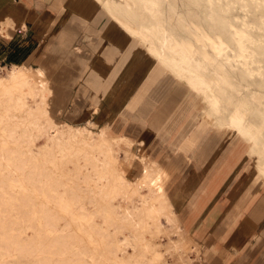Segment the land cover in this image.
I'll return each instance as SVG.
<instances>
[{"label": "rangeland", "instance_id": "rangeland-1", "mask_svg": "<svg viewBox=\"0 0 264 264\" xmlns=\"http://www.w3.org/2000/svg\"><path fill=\"white\" fill-rule=\"evenodd\" d=\"M70 1L71 8L80 12L79 19L82 16V21H87L73 41L62 43L56 37L49 46L45 40L28 42L25 40L29 38L28 35L23 39V50L13 52V56H19L32 46L42 49L40 56L27 63L35 69L43 68L48 78V85L38 84L39 93L44 96L31 98L32 107L48 108L51 116L60 123L84 121L90 116L92 98L81 78L90 68L88 83L91 80L100 83L105 76L100 89L101 100L104 102L100 104L95 120L99 126H107V122H117L119 109L144 80L147 103L158 105L149 115V125L141 126L135 122L132 129L137 137H144L147 147L156 138L150 128L151 123L154 124L155 119L160 118V126L163 127L176 111L180 100H190L192 108L196 110L195 114L206 107L198 94L144 51L99 6L97 0ZM41 3V7L46 5L45 0ZM0 37V64L3 67L0 72L6 76L8 69H14L16 64H12L13 61L7 56L3 57L1 52L11 46L14 40L11 38L8 42H2L3 38H9L1 33ZM35 75L31 74L26 79L33 83ZM172 86H178L182 92L180 97L167 94ZM136 93L139 95L138 89ZM131 99L134 100L135 96ZM137 108V111L140 110V107ZM18 114L10 125L20 134L18 141L24 145L27 139L22 135L34 127L30 125L31 118L27 112ZM204 119H198L205 123H202L193 137L195 145L191 147V157L183 152L170 174L186 173L191 181L194 180L193 189L199 196L197 209H191L188 198L184 197L180 202V210L183 218L191 222V230L196 239L189 241V237L177 226H171L166 220L161 221L151 209L152 203L155 207L159 206V201L151 197L157 193V186L151 185L148 193L147 189L139 187L141 179H132L130 185L117 186L115 201H109L99 190L111 178L92 155L76 151L75 147L70 149L73 153L64 151L61 154L59 149L52 153L49 148H37L33 143L30 144L32 153L26 152L22 156L26 168L22 181H17V173L9 172L8 165L5 164L1 170L0 264H119L117 256H121L120 264H189L192 257L195 264H264V184L257 182L258 171L252 167L251 162L244 160L243 141L233 132L212 127L208 119ZM189 121L192 123L194 120L188 118L187 128L191 124ZM63 130L67 142L70 130L67 126ZM41 135L37 132L36 137ZM0 141L3 142L1 138ZM123 153L121 151L108 159L113 164L118 163L133 177H138L143 169L139 156L135 154L127 158ZM243 161L246 162L244 165ZM39 176L43 181L50 180L52 183L49 187L51 190L45 189V197L37 195L32 189L37 187L43 193ZM249 180L256 190L241 204L237 198ZM40 197H47V201L40 202ZM61 197L63 201L60 202ZM80 204L84 208H80ZM65 205L69 207L67 210L64 209ZM234 217L236 224L221 234L224 223ZM247 222L255 229V234L241 248H237L229 243L231 233L239 230L240 224L242 227ZM122 235L129 237V243L122 241ZM159 243L168 251L166 253L161 249L156 256L155 248ZM118 249L122 251L121 254L116 252Z\"/></svg>", "mask_w": 264, "mask_h": 264}, {"label": "bare ground", "instance_id": "bare-ground-1", "mask_svg": "<svg viewBox=\"0 0 264 264\" xmlns=\"http://www.w3.org/2000/svg\"><path fill=\"white\" fill-rule=\"evenodd\" d=\"M97 2L153 59L168 68L175 78L185 83L204 100L206 107L199 109L197 119L207 118L212 127L233 132L243 141L244 160L251 162L252 167L258 171L257 182L260 185L264 184V0H97ZM2 69L0 64V70ZM31 74H36L33 83L26 79ZM39 83L48 85V78L41 67L35 69L33 66L20 64L14 69H8L6 76L0 72V138L3 140L0 141V175L2 167L6 164L9 172L17 173V181H22L26 169L22 156L26 152L32 153L30 144H36L37 148L38 146L49 148L52 153L53 150L59 149L61 154L64 151L73 153L70 149L75 147L76 151L81 150L87 156L92 155L105 170V174L109 173L111 178L109 183L102 185L97 183L101 185L99 192L107 196L109 201H115L117 186L130 185L132 179H141L139 187L147 189L148 193L151 185H155L157 193L151 197L152 200L159 201V206L155 207L152 203L151 209L158 214L161 221L166 220L171 226H177L184 234L177 211L165 193L163 186L165 172L162 165L155 159L151 160L142 149L138 150L139 144L115 131L117 127H112V124L107 123V126L101 127L92 119L83 123L66 124V121L60 123L51 116L48 108L32 107L31 98L37 95L44 96L39 93ZM18 112H27L31 118L30 125L34 127L32 131H25L22 135L27 139L24 145L18 141L20 134L10 125L19 115ZM64 126L70 130L67 142L63 137ZM37 132L42 135L36 137ZM20 147L22 150H19ZM121 151L127 158L135 154L139 156L143 169L138 177H133L118 163L113 164L108 159ZM45 160L51 162L50 159ZM246 162L243 161L242 165ZM46 181L42 178L39 180L43 193H40L37 187L32 188L37 195L45 197V191L51 190V181ZM93 195L95 198L96 194ZM44 197H40L39 201L44 203L47 198ZM79 207L84 208V205L80 204ZM68 208L65 205L64 209ZM122 241L129 243V237L122 235ZM161 249L166 253L168 251L159 243L155 248L156 256ZM116 252L121 254L122 251L118 249ZM117 259L122 262L121 256H117ZM193 260L192 257L189 264H192Z\"/></svg>", "mask_w": 264, "mask_h": 264}, {"label": "crops", "instance_id": "crops-1", "mask_svg": "<svg viewBox=\"0 0 264 264\" xmlns=\"http://www.w3.org/2000/svg\"><path fill=\"white\" fill-rule=\"evenodd\" d=\"M41 1L42 0H0V33L9 38H3L2 42H8L11 38L14 40L11 42V46L4 48L1 52L3 54L1 55L6 57L10 54L12 58L18 61L12 62V64H16L15 66L29 63L31 60H34L35 57L37 58L40 56V52L42 51L38 46H32L26 53L18 56L17 53L23 50V42L25 40H28V42L32 40L33 43L45 40L49 43V46H51L50 44L53 39L56 40V37L59 42H71L80 30L83 29V26L85 27L84 24L87 21H82L84 20L82 16H80L79 19V15L81 14L71 8L70 0H45L46 5L43 7H41V5H43ZM82 10L87 11L85 8H82ZM84 13L86 14V12ZM2 27H4L3 31ZM17 29H20V31ZM42 33L43 36H40ZM28 35L29 38L25 39ZM50 50L51 49H49V51ZM14 51H17V56H13ZM50 55L51 53H49L48 56ZM89 71L90 68H87L81 78V82L87 87L86 91L92 98V107L90 109V116L86 117L81 123L91 119L95 120L96 115L100 111V106L104 102L103 99L101 100L102 94L100 89L105 82V76H103L100 83L99 81L93 80L88 83L87 77ZM146 87L143 80L141 86L137 88L140 92L139 95L136 93L137 89L131 92L119 109L117 122L107 123L112 124L114 128L117 127L118 130L114 129L115 131H119L120 134L127 136L136 144H139L137 145L138 150L142 149L143 152L148 154L151 160L154 161L155 159L158 161V164L162 165L165 172L163 175V186L177 211L178 218L183 226V231L186 236L189 237L190 241L196 238L191 230V222H187L181 214L180 202L183 201L182 198L187 197V202H189L190 206L192 205L191 209L195 210L198 206L199 196L196 190L193 189L194 180L192 179L193 181H191L188 174L176 173L172 176H170V174L183 152L185 155H188L189 158L191 157L189 156L190 152L193 150L191 147L195 145L193 137L202 123L204 124L205 122H201L196 118V110L192 108V103L190 100L184 98L180 100L181 102H179L176 111L163 127L162 125L160 126V118H156L154 124L151 123L150 128H152L156 138L153 143L147 147L144 137H137L132 129V125H134L135 122L139 123L141 126L145 124L149 125V115L158 105L153 104V102L147 103V97L145 96ZM167 94L180 97L182 92H180L178 86H172ZM94 95L97 96L96 99ZM133 96H135V101L131 99ZM137 107H140V110L137 111ZM133 108H135V110H132ZM146 108H148V110ZM190 117L193 118L194 121H192V123L189 121L191 124L187 128V121ZM255 190V185L250 183L249 180L237 199L243 204ZM235 220V217L227 220L224 223V230H221L220 233L223 234L233 227V225L236 224ZM249 223L250 222L245 223L242 227H240V224V229L231 233L229 243L234 244L237 248H241L243 243L248 242L250 236L255 234V229H253ZM192 264H195L194 260Z\"/></svg>", "mask_w": 264, "mask_h": 264}, {"label": "trees", "instance_id": "trees-1", "mask_svg": "<svg viewBox=\"0 0 264 264\" xmlns=\"http://www.w3.org/2000/svg\"><path fill=\"white\" fill-rule=\"evenodd\" d=\"M12 56L9 54L8 56H7V58H9V60H11V61H13V62H18L15 58H11Z\"/></svg>", "mask_w": 264, "mask_h": 264}, {"label": "built area", "instance_id": "built-area-1", "mask_svg": "<svg viewBox=\"0 0 264 264\" xmlns=\"http://www.w3.org/2000/svg\"><path fill=\"white\" fill-rule=\"evenodd\" d=\"M18 31H20V29H17Z\"/></svg>", "mask_w": 264, "mask_h": 264}]
</instances>
